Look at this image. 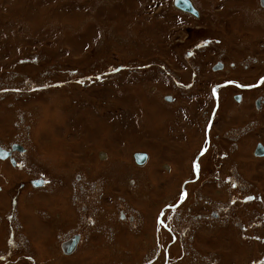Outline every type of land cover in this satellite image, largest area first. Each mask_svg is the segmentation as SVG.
Returning a JSON list of instances; mask_svg holds the SVG:
<instances>
[{
    "label": "rangeland",
    "instance_id": "rangeland-1",
    "mask_svg": "<svg viewBox=\"0 0 264 264\" xmlns=\"http://www.w3.org/2000/svg\"><path fill=\"white\" fill-rule=\"evenodd\" d=\"M193 2L202 20L174 0H0V146L26 148L18 165L0 159V264H264V158L241 146L238 177L224 182L215 154L194 174L185 147L200 111L175 81L190 79L179 65L189 46L210 35L227 46L229 24L240 31L242 9L257 6ZM179 201L155 254L154 214Z\"/></svg>",
    "mask_w": 264,
    "mask_h": 264
},
{
    "label": "flooded vegetation",
    "instance_id": "flooded-vegetation-1",
    "mask_svg": "<svg viewBox=\"0 0 264 264\" xmlns=\"http://www.w3.org/2000/svg\"><path fill=\"white\" fill-rule=\"evenodd\" d=\"M248 4L256 5L257 8H248L247 6L246 10L242 9L241 15L244 20L238 19L240 24H243L240 26V31H234L232 24H229L227 32L230 35L227 46H225V40H221L218 36H205L189 46L184 52L186 63L179 62V65L185 70L184 72H190V79L180 81L175 78L178 87L183 91L178 101L182 102L183 95H193L200 111L201 120L193 123L194 129L198 132V139L195 144H188L185 147L187 150L191 148L189 155L193 160V173L199 177L203 160L208 159L212 154H215L216 159L223 163L220 164V168L221 165L225 168L224 182L228 179V175H232L233 171L230 168V156L233 152L239 153L241 146H245L248 151L251 150L250 153L256 158H264V15L261 13V11L264 12V0H254ZM249 12H255L253 19L248 16L250 15ZM190 16L195 20L203 19L200 9L197 15L190 13ZM218 19L221 20V17ZM226 21L229 22L230 20L226 19ZM253 24H256L254 27L257 26L254 28L258 33V40L256 41L253 39L256 35L253 36L250 32ZM245 26L248 33L242 32L241 34V30ZM250 38L253 39L254 44L249 46L258 50L255 56L247 55L246 41ZM229 48L234 49L235 53H232ZM237 55L242 57H237ZM178 58L180 60V57ZM187 90H190V93ZM167 95H171L170 101L175 102L177 100L174 94ZM216 138H219L224 146L216 144ZM16 145L14 143L9 148L0 146L9 152L6 159L0 158L1 161L8 159L13 164L11 160L13 158L15 161L13 165H18L20 161L17 160V155L18 153H25L26 148L20 145L22 146L21 149ZM215 151L216 153H214ZM233 174L238 177L237 174L240 173L235 170ZM234 175L233 182H235L233 184L226 185L224 183V187H226L224 190H229L226 192H231L232 189L239 186ZM32 183H30L32 187L42 188L43 186H33ZM22 186L25 187L24 182ZM218 186L223 185L218 182ZM185 187L187 185L183 184L182 189ZM180 204H182L181 201L173 205L164 203L155 212L154 225L156 227V244H158L155 254H160L166 248V245L161 244V242L164 239L163 235L166 237L169 229L167 211L178 209ZM121 219L129 222L134 221L132 215H127L124 212L121 213ZM76 234H80L79 246L82 234ZM15 254H17L16 258L18 259L27 257L28 260H33V256L29 252ZM6 260L7 256H4L3 261ZM30 263L34 264V262Z\"/></svg>",
    "mask_w": 264,
    "mask_h": 264
},
{
    "label": "water",
    "instance_id": "water-1",
    "mask_svg": "<svg viewBox=\"0 0 264 264\" xmlns=\"http://www.w3.org/2000/svg\"><path fill=\"white\" fill-rule=\"evenodd\" d=\"M175 4L179 8H182L183 10H187L189 12H192L195 15L198 14L197 9L194 8V6L190 0H175ZM166 99L170 100L171 96H167ZM17 146H19L20 148L22 147L20 145H17ZM8 155H9L8 151H5L4 149L0 148V158L5 159L8 157ZM134 159L138 164H140V165L144 164L148 159V154L146 152H135L134 153ZM11 160H12V163L15 164L14 159L11 158ZM43 183H44L43 180H36L33 182L34 186H38V185H41ZM79 240H80V234H76L71 239L62 242L63 251L66 254H71L78 247Z\"/></svg>",
    "mask_w": 264,
    "mask_h": 264
}]
</instances>
